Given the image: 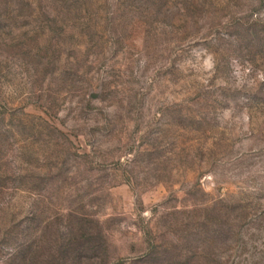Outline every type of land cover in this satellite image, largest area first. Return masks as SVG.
I'll use <instances>...</instances> for the list:
<instances>
[{"label":"rangeland","instance_id":"374dc122","mask_svg":"<svg viewBox=\"0 0 264 264\" xmlns=\"http://www.w3.org/2000/svg\"><path fill=\"white\" fill-rule=\"evenodd\" d=\"M0 264H264V0H0Z\"/></svg>","mask_w":264,"mask_h":264}]
</instances>
